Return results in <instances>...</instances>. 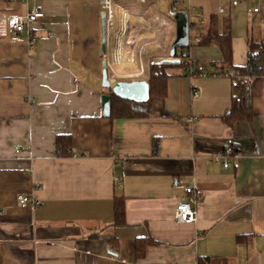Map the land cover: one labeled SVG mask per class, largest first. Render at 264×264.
<instances>
[{
  "label": "crops",
  "instance_id": "0c3cea01",
  "mask_svg": "<svg viewBox=\"0 0 264 264\" xmlns=\"http://www.w3.org/2000/svg\"><path fill=\"white\" fill-rule=\"evenodd\" d=\"M137 2L139 9L115 5L104 55L98 0H0V264H199L206 258L264 264V78L252 82L251 122L223 119L242 97L244 80L236 89L230 79L189 80L180 73L170 77L167 99L150 118H106L102 107L109 95L103 63L108 80L137 74L140 48L158 38L162 47L150 54L166 58L158 55L168 38L164 20L172 34L169 55L174 5L193 9L192 38L203 36L213 16L220 29L230 22L238 67L247 63L250 41L264 39V13L250 14V5L241 4L222 16L227 0ZM37 5L45 16L33 25L30 48L27 33L12 31L9 19ZM191 54L226 70L216 42ZM142 60L148 74L150 55ZM59 136L71 139L66 155ZM229 139L242 157L226 169L211 158ZM181 186L203 193L194 225L175 221L185 197ZM19 195L41 206L22 209ZM117 200L124 203L123 223L116 219ZM148 240L138 256V242Z\"/></svg>",
  "mask_w": 264,
  "mask_h": 264
},
{
  "label": "built area",
  "instance_id": "2783aa9c",
  "mask_svg": "<svg viewBox=\"0 0 264 264\" xmlns=\"http://www.w3.org/2000/svg\"><path fill=\"white\" fill-rule=\"evenodd\" d=\"M3 1H13L19 3H28L31 1H40V0H3ZM99 4L102 8V16L106 20V27L107 31H111L116 27V8L115 2L117 0H98ZM127 1H139L140 3H146L148 0H127ZM155 1H162V0H155ZM174 3L179 1H187L190 2L192 0H172ZM228 5L219 8V14L222 16H227L231 9L239 7L241 4H249L250 7L247 9L248 13L253 15H259L264 13V0H227ZM177 12H186L189 15V23L192 17V8H188L186 11H181L177 6L174 5L172 11L169 14L170 19L174 20V14ZM44 11L42 6H34L32 10L24 16H11L9 19V27L12 31L17 34L27 33L29 39L30 48L34 47V32H33V25L37 23L40 19L44 18ZM204 23V20L201 21ZM191 25V23H190ZM157 31V28H156ZM191 31V28H190ZM158 33L161 34V31L158 30ZM201 38L195 37L192 38L190 35L189 45L184 51L181 53H177L174 58H171L170 55L166 56V58L160 57L157 58L154 53H151L153 50L161 49V38L154 39L153 42L149 41L148 43L144 44L140 48L139 52V69L138 73L140 74H133V75H112L110 78L111 83H117L118 81L125 79V78H136V80H146L149 81V73H146L145 64L142 60L143 54L150 55V64H167L166 60H170L172 65H179L183 67L184 74L190 80H200V79H230L232 80L233 88L239 89L241 88V80H244L241 77H237L233 70H221L218 67L208 68V66L199 60L198 58L194 57L191 54L193 48L198 47L200 45ZM153 48L150 49L149 46L153 45ZM149 64V65H150ZM114 79V81H113ZM199 93L196 89H193L192 97L194 99L198 98ZM194 119L187 120L188 123H193ZM241 154L236 149V144L233 139L227 140V144L225 149L213 156L211 159L214 162H223L224 168L228 169L231 167L232 162L238 161L241 159ZM178 186V185H177ZM185 192V197L181 199V201L177 204L175 210V221L178 224H188L194 225L198 221V209L200 201L202 200L203 193H201L196 187L193 186H181ZM17 204L22 209L32 208L36 209L41 206V202L37 200L33 196L28 195H19L17 197Z\"/></svg>",
  "mask_w": 264,
  "mask_h": 264
},
{
  "label": "trees",
  "instance_id": "16d2710c",
  "mask_svg": "<svg viewBox=\"0 0 264 264\" xmlns=\"http://www.w3.org/2000/svg\"><path fill=\"white\" fill-rule=\"evenodd\" d=\"M181 10V9H180ZM187 10V9H186ZM185 10V11H186ZM216 42L219 45L222 55V66L226 70H233L237 77L244 79L242 97L239 100H233L230 112L223 116L224 121L228 125L235 122L245 121L251 122L254 119L251 104L249 102V94L252 82L258 78H264V39L260 42L250 41L249 51L247 55V63L243 67L233 66V50L231 25L228 21H223L222 29L219 27L217 17H211L209 25L206 28L199 46L206 47ZM184 49H178L177 53H181ZM183 69L179 65L172 64H152L149 69V86L150 99L147 103H136L129 100L121 99L115 96L110 90L111 96V118L112 119H145L154 115L156 106L165 102L168 96V80L171 77V69ZM57 146L60 153L66 155L71 150L70 137H58ZM116 219L119 223H123L125 219V207L121 200L116 201ZM244 240V236H240L238 241ZM150 240L138 242V256L145 254L146 248L151 245ZM143 248V249H142ZM142 249V251H141ZM199 264H210L209 259H200Z\"/></svg>",
  "mask_w": 264,
  "mask_h": 264
},
{
  "label": "water",
  "instance_id": "95a60500",
  "mask_svg": "<svg viewBox=\"0 0 264 264\" xmlns=\"http://www.w3.org/2000/svg\"><path fill=\"white\" fill-rule=\"evenodd\" d=\"M103 19V35H102V52L105 55L107 53V27L106 20ZM174 21L176 24V36L175 40L170 48L169 55L174 58L178 49H186L190 40V23L189 15L186 12H177L174 14ZM167 64H171L170 60H166ZM103 77L102 86L110 90L115 96L133 101L136 103H147L150 99V86L146 80H138L133 82L119 81L117 83H111L108 80V64L105 61L103 63ZM103 115L109 118L111 115V96L105 95L102 98Z\"/></svg>",
  "mask_w": 264,
  "mask_h": 264
},
{
  "label": "rangeland",
  "instance_id": "374dc122",
  "mask_svg": "<svg viewBox=\"0 0 264 264\" xmlns=\"http://www.w3.org/2000/svg\"><path fill=\"white\" fill-rule=\"evenodd\" d=\"M136 2L137 1H124V0H122V1H116L115 2V5L128 4V7H130L131 9H139L140 8V5L136 4ZM137 3H139V2H137ZM163 26H164L163 29L165 30L168 38H167V42L165 43L164 50L160 51L158 53V55L166 57L168 55L167 54V51H168V40L170 39V37L172 36V34H171V30L169 29L170 28V25H169V23L166 20L163 21ZM138 38H140L139 34L137 36V39ZM119 62H120V60H119ZM182 71H183V69L182 70L181 69H178L177 70L176 68H174V69H171L170 70V74H171V76H175L174 74L180 73L181 74V75H179L180 77H186L185 75H183ZM179 76L176 75L177 78H179ZM186 78H188V77H186ZM120 81L133 82V81H138V80H136V78L134 77V78H125V79H122ZM105 90L108 91L107 89H105Z\"/></svg>",
  "mask_w": 264,
  "mask_h": 264
}]
</instances>
